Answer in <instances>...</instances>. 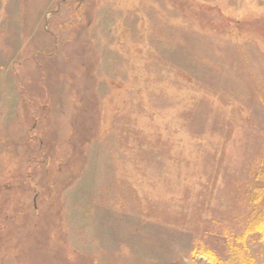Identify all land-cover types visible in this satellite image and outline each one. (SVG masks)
Wrapping results in <instances>:
<instances>
[{
    "label": "rangeland",
    "instance_id": "1",
    "mask_svg": "<svg viewBox=\"0 0 264 264\" xmlns=\"http://www.w3.org/2000/svg\"><path fill=\"white\" fill-rule=\"evenodd\" d=\"M259 164L264 0H0V264H264Z\"/></svg>",
    "mask_w": 264,
    "mask_h": 264
},
{
    "label": "trees",
    "instance_id": "2",
    "mask_svg": "<svg viewBox=\"0 0 264 264\" xmlns=\"http://www.w3.org/2000/svg\"><path fill=\"white\" fill-rule=\"evenodd\" d=\"M245 204L249 210V215L244 221V232L240 236L243 240L245 235L250 238L264 241V165L259 164L251 173V180L246 185ZM230 257L223 260L217 254L208 248H200V253H195L194 257L199 264H237L235 257H241L238 264H248L240 249L231 245ZM235 249V250H234ZM232 254V256H231ZM252 261H249L251 264Z\"/></svg>",
    "mask_w": 264,
    "mask_h": 264
}]
</instances>
